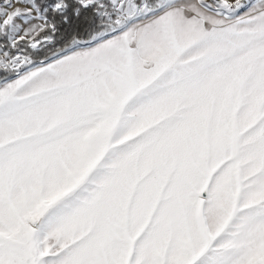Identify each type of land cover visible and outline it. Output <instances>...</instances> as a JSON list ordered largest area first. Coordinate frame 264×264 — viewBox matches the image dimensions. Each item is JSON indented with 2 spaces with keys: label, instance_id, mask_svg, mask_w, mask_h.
Masks as SVG:
<instances>
[{
  "label": "snow or ice",
  "instance_id": "obj_1",
  "mask_svg": "<svg viewBox=\"0 0 264 264\" xmlns=\"http://www.w3.org/2000/svg\"><path fill=\"white\" fill-rule=\"evenodd\" d=\"M0 264H264V0H0Z\"/></svg>",
  "mask_w": 264,
  "mask_h": 264
}]
</instances>
